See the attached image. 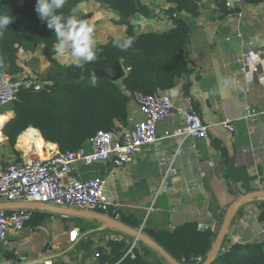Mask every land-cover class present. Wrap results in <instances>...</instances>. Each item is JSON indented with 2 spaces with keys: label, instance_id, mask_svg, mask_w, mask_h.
<instances>
[{
  "label": "crops",
  "instance_id": "obj_1",
  "mask_svg": "<svg viewBox=\"0 0 264 264\" xmlns=\"http://www.w3.org/2000/svg\"><path fill=\"white\" fill-rule=\"evenodd\" d=\"M193 1L198 14H183L190 30L185 59L191 72L167 94L177 108L184 97L192 99L210 127L208 137H174L182 122L181 113L176 110L169 120L158 125L156 144L141 148L127 167L118 169L112 161L90 166L74 164L73 173L78 180L105 181L109 209L114 213L107 217L100 212L37 203L67 212L31 210L28 227L11 230L8 244L0 245V264H121L125 258L137 256L146 264H170L145 243L109 227L97 215L119 221L134 232L142 229L153 240L156 233H173L183 225L195 224L200 231L214 232L213 247L230 208L246 195L264 192V0H246L241 19L229 16L224 0ZM141 3L151 15L132 20L138 34H163L175 28L167 11L175 9L176 4L167 0ZM76 14L94 25L96 47L126 37L127 26L112 25L91 2H84ZM44 50L43 45L34 52L20 50V71L15 74L6 71L0 61V80L33 75L43 86L49 83L50 74L63 79L64 72L57 71ZM54 59L60 66L74 65L67 54H55ZM186 84L190 87L188 92ZM121 89L129 98L128 116L125 122L115 121L114 129H132L141 118L138 104L132 93L122 86ZM0 116L7 118L6 124L15 118V112L0 111ZM227 118L232 120L235 133L224 126ZM5 124L0 129V168L13 158L14 151L20 154L21 161L31 157L47 159L60 152L57 144L46 141L34 127L27 130L40 134L44 140L41 151L34 142L38 133L33 137L23 135L19 141L27 130L12 147L3 133ZM180 141L182 154L175 158ZM250 147L256 151L242 152ZM161 156L174 160L175 165L176 174L167 189H162L158 163ZM11 209L21 208L7 210ZM263 209L264 198H256L235 210L220 253L236 245H264V221L260 220Z\"/></svg>",
  "mask_w": 264,
  "mask_h": 264
},
{
  "label": "trees",
  "instance_id": "obj_2",
  "mask_svg": "<svg viewBox=\"0 0 264 264\" xmlns=\"http://www.w3.org/2000/svg\"><path fill=\"white\" fill-rule=\"evenodd\" d=\"M167 1L177 5L175 9L167 11L175 28L163 34H138L132 20L139 15L147 18L151 15V11L139 0H65L58 10L65 17L72 13V9H79L84 2H91L114 24L127 26L125 38L132 37L133 43L127 51H121L113 46L114 39L110 40L96 47L95 61L82 67L75 64L64 67L54 59L52 48L56 37L35 12L36 0H0V14L13 18L9 27L0 34V61L6 71L11 74L20 71L17 64L20 50L34 52L43 45L44 55L50 63L55 65L57 71L64 72L63 79L50 74L47 77L49 83L44 84L40 91L23 90L18 95L12 103L15 118L7 122L3 129L9 144L14 147L17 138L34 127L46 141L57 144L60 152L76 151L99 131L114 130L115 121H126L129 98L121 86L132 94L138 91L167 93L176 88L178 81L191 72L185 59L190 30L183 14L196 16L198 12L193 0ZM115 64L129 70L121 84L100 74L104 68ZM189 88L186 84L185 91L188 92ZM6 120L0 116L2 123ZM35 133L38 132L27 130L19 141L23 135L33 137ZM2 139L0 132V141ZM34 139L42 149L44 140L40 134ZM260 220L264 221V209ZM125 223L129 224L127 221ZM132 226L138 227L136 224ZM214 237V232L200 231L191 223L173 233L159 232L153 235L155 242L180 263L183 259L205 260ZM121 264L146 263L137 256L135 259L127 257ZM213 264H264V245H236L221 252Z\"/></svg>",
  "mask_w": 264,
  "mask_h": 264
},
{
  "label": "built area",
  "instance_id": "obj_3",
  "mask_svg": "<svg viewBox=\"0 0 264 264\" xmlns=\"http://www.w3.org/2000/svg\"><path fill=\"white\" fill-rule=\"evenodd\" d=\"M224 1L229 16L238 19L244 16L243 7L246 0ZM242 72H246V67H243ZM42 87L33 75L6 77L0 80V108L14 103L23 90L40 91ZM133 97L141 116L133 129L99 131L85 146L76 151L58 152L47 159L31 157L1 167L0 204L35 202L100 212L110 217L114 212L109 209L105 181L101 178L78 180L73 173L74 164L83 163L90 166L112 161L118 169L127 167L141 148L156 144L158 125L169 120L176 110L180 111L182 122L174 137L179 139L208 137L210 127L204 123L190 97H184L179 108L167 93L150 94L138 91ZM224 126L231 133H235L236 129L231 119H225ZM181 141L174 152L175 158L182 154ZM255 151V148L250 147L243 149L242 152ZM158 163L163 178L162 189H167L171 177L176 174L174 160L161 156ZM31 220L32 212L29 209L0 210V245L8 244L11 230L21 231L28 227ZM30 232H33V229H30ZM203 261L201 258L183 259L181 264H202Z\"/></svg>",
  "mask_w": 264,
  "mask_h": 264
},
{
  "label": "clouds",
  "instance_id": "obj_4",
  "mask_svg": "<svg viewBox=\"0 0 264 264\" xmlns=\"http://www.w3.org/2000/svg\"><path fill=\"white\" fill-rule=\"evenodd\" d=\"M65 0H36L35 12L41 21L46 22L47 28L52 30L56 43L52 51L60 57L70 55L77 67L95 61L96 45L94 41V25L77 16V8L65 17L58 10L63 7ZM13 22V18L0 14V34ZM133 43L132 37L117 39L113 46L121 51H127ZM94 83V81H93ZM227 83V82H226Z\"/></svg>",
  "mask_w": 264,
  "mask_h": 264
},
{
  "label": "water",
  "instance_id": "obj_5",
  "mask_svg": "<svg viewBox=\"0 0 264 264\" xmlns=\"http://www.w3.org/2000/svg\"><path fill=\"white\" fill-rule=\"evenodd\" d=\"M149 53H154V51H150ZM101 76L110 78L113 82H117L123 79L125 73V69L123 66L119 64H115L112 67L104 68L101 71ZM5 124V123H3ZM134 128V127H133ZM132 128V129H133ZM256 198H264V192H257L252 193L249 195H246L242 198H240L229 210L228 215L224 222L221 225V228L218 232V235L216 237V241L211 248V251L207 255L205 261L203 264H213L215 260L219 257L221 246L224 242V239L226 237L227 231L229 229L232 216L236 209H238L240 206H242L244 203L248 202L251 199ZM10 208H25L30 210H46L51 211L55 213H66L67 211L64 209H59L51 206L41 205L37 203H19V204H2L0 205V210L2 209H10ZM98 219L103 221L105 224H107L109 227L115 228L120 232H123L126 235H129L131 237H134L136 240H139L143 243H145L148 247L156 251L160 256H162L168 263L170 264H181L177 260H175L168 252H166L157 242H155L153 239L142 233L134 232L124 224L120 223L119 221L103 217L101 215H97Z\"/></svg>",
  "mask_w": 264,
  "mask_h": 264
},
{
  "label": "rangeland",
  "instance_id": "obj_6",
  "mask_svg": "<svg viewBox=\"0 0 264 264\" xmlns=\"http://www.w3.org/2000/svg\"><path fill=\"white\" fill-rule=\"evenodd\" d=\"M140 3H141V0H139ZM143 1V0H142ZM110 21V20H109ZM110 23L112 25H116V26H120V25H117V24H114L113 22L110 21ZM13 108V104L9 105L8 107H5V108H0V111H4V110H12ZM39 150L41 151V148H39ZM21 161V157H20V154H17L15 151L13 152V158H11L8 162H5L4 163V167L9 165V164H12V163H17V162H20Z\"/></svg>",
  "mask_w": 264,
  "mask_h": 264
},
{
  "label": "bare ground",
  "instance_id": "obj_7",
  "mask_svg": "<svg viewBox=\"0 0 264 264\" xmlns=\"http://www.w3.org/2000/svg\"><path fill=\"white\" fill-rule=\"evenodd\" d=\"M2 126H3V125H2V122L0 121V129H1ZM49 148H50V149H54V147L51 146V145H49ZM46 158H47V157H46Z\"/></svg>",
  "mask_w": 264,
  "mask_h": 264
}]
</instances>
